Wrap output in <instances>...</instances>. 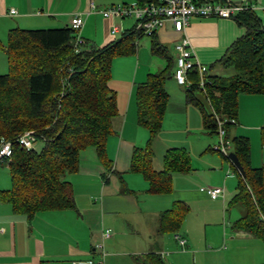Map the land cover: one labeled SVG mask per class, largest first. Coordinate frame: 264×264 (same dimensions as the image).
I'll return each mask as SVG.
<instances>
[{"label":"trees","instance_id":"1","mask_svg":"<svg viewBox=\"0 0 264 264\" xmlns=\"http://www.w3.org/2000/svg\"><path fill=\"white\" fill-rule=\"evenodd\" d=\"M236 16L245 32L218 60L231 73H205L203 86H199L198 72L190 68V84L184 86L186 101L199 110L203 127L217 133L218 117L226 138L237 122L239 94L264 95V26L254 10L239 11ZM155 33L148 35L150 50L165 58L166 64L135 85L136 120L149 137L143 147H134L129 170L147 180V192L168 193L172 174L188 172L192 166L188 151L178 146L166 149L160 169L152 165L151 142L161 128L168 102L165 83L175 66L169 49ZM142 35L134 27L102 45L83 38L75 51L70 23L8 30L6 42L0 44L7 63L6 72L0 73V144L10 141L11 154L1 157L0 164L7 165L11 185L0 189V200L8 202L14 213L30 220L38 211L74 208L67 175L77 171L80 152L86 148L93 149L99 162L110 169L106 141L118 115L116 92L109 86L111 62L115 55L133 54ZM26 131L43 141L39 150L17 142ZM261 137L264 140V129ZM228 140L245 174L242 177L235 168L237 183L230 203L241 206L242 213L232 228L248 232L264 244L263 168L251 165L247 136L234 135ZM186 212L183 202L173 201L161 213L158 230L176 231ZM161 256V252L151 251L136 255L135 260L136 264H163Z\"/></svg>","mask_w":264,"mask_h":264},{"label":"crops","instance_id":"2","mask_svg":"<svg viewBox=\"0 0 264 264\" xmlns=\"http://www.w3.org/2000/svg\"><path fill=\"white\" fill-rule=\"evenodd\" d=\"M92 1L97 10L89 12L90 0H0V44L6 42L7 32L12 27H62L69 25L70 19L75 13H79L84 19L81 29L83 38L87 41V37H93L95 45L109 42L129 29L124 18L104 17L98 10L111 4L130 3L137 0ZM195 1H230L252 5L264 26L262 21L264 13L260 9L261 6H264V0ZM10 8H14L16 13L10 14ZM236 14L233 17L191 16L189 18L185 32L191 42L194 58L207 66L206 73L221 75L226 67L218 60L231 43L245 32V26L239 22ZM113 25L119 26V31L111 32ZM181 36L182 33L175 31L169 20L165 21L155 33L157 40L169 49L172 56L173 45ZM148 40L150 44V36H148ZM141 53L145 58L144 50L139 51L137 44L136 51L133 53L136 55L135 58L132 54L133 56L119 59L118 65L124 67L123 77L118 78L121 79L119 83H111L115 70L114 59L111 62L109 86L116 92L118 115L113 120V131L108 135L106 141L110 169H106L99 162L93 149L86 148L90 150L86 154L87 151L83 152L85 149L80 152L77 171L67 175V179L71 183L74 208L38 211L28 220L25 215L14 213L8 202L6 204L0 200V229H2L0 230V264H85L86 261L98 259L100 249L97 244L100 242L106 251L104 264H136V255L151 251L161 252L163 264H206L205 262L210 256H205L207 250L205 243L209 241L208 237H214L213 232L208 231L207 225H216L219 229L221 223H223L222 241H226L227 237L230 244L234 245L231 251L225 244L221 247L226 250L221 264L261 263L263 261L261 260L263 257L261 247L263 245L261 244L263 243L256 241L258 238L248 232L233 229L228 220L230 217L229 206L235 205L230 203V199L236 190L235 183L233 189H230L232 184L229 185V190L226 186L227 179L236 174V167L228 158L230 171L224 175V195L218 197L220 199L210 198L204 190L205 187L192 188L190 184H186L185 179L180 177L197 171L192 160L191 170L172 174V189L168 193L147 192V180L141 173L129 170L134 147H143L146 143L147 134L143 133L142 129L148 131L137 123L133 95L135 85L143 81L148 71L151 70L140 62ZM162 59L166 61L165 58L162 57ZM152 64H156L153 59ZM131 67L133 74L130 73ZM160 68L162 67H158L157 70ZM4 69H7V63L0 45V71ZM171 79L176 82L173 75L166 82ZM183 86V102L186 111L191 103L186 101V92ZM169 98L168 93V101ZM164 117L165 114L163 120ZM236 119V124L229 130L228 139L234 135L247 136L258 131L261 134L264 129V95L239 94ZM161 129L162 124L155 136ZM186 131L190 133L188 129ZM212 134L202 124L200 136H211ZM261 142L264 143V140L262 139ZM153 143V148L157 153L159 152V157L157 154V159L154 160L152 150V165L155 169L162 167L161 157L163 159V154L168 147H183L191 158L190 151L184 146L185 144L171 141L159 144L155 140ZM230 148L232 149V145ZM250 162L252 165V158ZM252 166L262 167L264 171V163L253 162ZM224 168L225 166L221 164L218 168L220 174ZM218 181L215 183L217 184ZM202 199H218L221 210L224 209L222 217L218 207L214 209V212L213 209L196 208V202ZM173 201H181L187 206V212L176 230L187 241L184 247H180L176 242L180 250L170 252V247L167 246L171 239L166 237V232H160L158 226L161 213L170 208ZM201 215L209 219L204 217L201 218L202 220L200 219L203 231L202 234H199L197 227ZM229 226L230 228L226 229ZM106 228L110 229L108 236L103 235ZM173 232L175 233V231ZM243 245L246 246L245 249H249V252L241 256L239 247ZM165 250L172 253L170 254L171 258L166 259V256L170 255H166L167 253L163 252ZM230 255L237 256L235 261L229 259Z\"/></svg>","mask_w":264,"mask_h":264},{"label":"rangeland","instance_id":"3","mask_svg":"<svg viewBox=\"0 0 264 264\" xmlns=\"http://www.w3.org/2000/svg\"><path fill=\"white\" fill-rule=\"evenodd\" d=\"M262 21L264 24V16H262ZM124 22L126 25H128V28H134L136 27V21L133 17H125ZM119 24L118 22H116ZM50 27V26H49ZM49 27H35V28H49ZM93 27V25H92ZM32 28V27H31ZM91 29V27H90ZM82 35V34H81ZM84 37V35H83ZM87 42L89 43H94L93 42V37H87ZM137 44H138V50L145 52V58L143 57L142 53L140 54V62L144 63L147 65V67L151 68L150 71L148 72H154L157 70L158 67H163L166 64V61L162 59V57L158 55H154L151 50H150V44L148 40V36L142 35L137 38ZM97 45V44H96ZM99 45V44H98ZM134 58H135V54ZM132 54L128 55H115L113 57L115 65H114V74H113V79L111 83H119L121 82V78L123 77V71L124 67L123 65H118L119 64V59L124 58L125 56H133ZM112 59V60H113ZM152 59L155 61L156 64H152ZM118 66V67H117ZM7 70V69H6ZM4 69L3 71H0L1 73L6 72ZM130 73L133 74V68L131 67ZM231 73L230 68H226L223 70L221 75H228ZM184 87V86H183ZM166 89L168 90L169 93V101L168 105L165 111V117L162 123V129L161 131L154 136L151 142V148L154 152V160L157 159V154L159 157V152L155 151L153 148V142L155 140L156 143L163 144L166 141H171L175 142L178 144H185L190 151L191 154V160L194 166H196L197 171L193 174H185L181 175L182 179H185L186 184H190V186L193 187H199L203 186L206 187L208 185L210 186H223V180H224V175L227 171H230L229 168V161L227 158H225L219 151L215 150V147L219 143V135L218 133H213L211 136H200V132L202 131V120H201V115L199 110L191 105H188L187 110L185 111L184 107V91L182 89V85H178L174 80H168L166 82ZM187 123V127H186ZM190 133H187V129ZM143 133L147 134L145 138V142L147 141L149 137L148 131L145 129H142ZM184 133V134H183ZM181 134L183 136L181 137ZM252 134V135H251ZM251 134L247 135L249 138V143H250V149H251V155L250 159L252 158V161L254 163H264V146H262V137L261 134L258 132H252ZM180 137V138H179ZM175 138V139H173ZM251 138V139H250ZM43 144L42 140H36L34 142V149L39 150ZM87 151V152H85ZM89 149H85L83 152L89 153ZM232 149H229V152H231ZM160 160V159H159ZM162 161V157H161ZM252 162V165H253ZM251 163V162H250ZM223 164L225 166L224 170L222 171V174H220V171L218 168ZM232 173V172H231ZM233 175V173H232ZM186 177V178H184ZM219 180V181H218ZM218 181L216 184L215 182ZM237 182V176L236 174L233 175L231 178L227 179L226 181V186L228 187L227 189L229 190V185L230 189L234 188V183L236 184ZM11 185L10 181V176L8 172L7 165L5 163L0 164V189H6L9 188ZM220 199V198H218ZM209 200V199H202L198 202H196V208L208 210V209H213L212 211L214 212V209L218 207L221 213L222 217V212L224 214V209L221 210V205L218 202L219 200ZM217 201V202H216ZM4 203L7 204V202L4 201ZM230 209V217L229 221L230 224L232 225L233 222L238 218L239 214L242 213V207L238 205L234 206H229ZM241 211V213H240ZM224 216V215H223ZM204 216L201 215L199 217V224H198V233L202 234V224L200 223V219L203 218ZM206 218V217H204ZM209 219V218H206ZM202 220V219H201ZM208 226V231L213 232V236L205 243L206 245V253L205 256L209 257L207 261L205 262L206 264H221V260L223 259V254L224 251H226L223 247L225 246L228 247V249L233 250V244H230V241L226 237V241H222V234H223V223H221V227L217 229L216 225H207ZM220 226V225H219ZM230 228L226 227V229ZM180 230V229H179ZM178 232V231H175ZM166 237L170 238L171 241H169L168 246L170 247V252L173 251H179L180 247H178L176 241L173 238L174 232H166ZM256 241H261L259 239H256ZM262 243V242H260ZM262 247V259L264 261V244H261ZM246 246L243 245L239 247V255L242 256V254L249 252V249H245ZM167 253L166 255H170L172 253L169 252V250L163 251ZM172 255L166 256V259L171 258ZM237 256L235 255H230L229 259H234ZM96 261V260H93ZM261 261V262H263ZM260 262H252V263H246V264H259Z\"/></svg>","mask_w":264,"mask_h":264},{"label":"built area","instance_id":"4","mask_svg":"<svg viewBox=\"0 0 264 264\" xmlns=\"http://www.w3.org/2000/svg\"><path fill=\"white\" fill-rule=\"evenodd\" d=\"M89 12L96 11L97 7L94 2H89ZM254 6L245 5L242 3H233L230 1H195V0H147V1H135L130 3H115L108 5L98 11L104 17H133L136 21L135 29L144 35H150L159 27H161L165 21L169 20L172 23V27L175 31H180L182 36L173 45V58H174V72L173 77L176 82L188 87L190 80L187 77V70L190 68H196L199 80V86H203L204 74L207 71V66L201 63L193 56V48L191 42L186 35L185 29L188 25L189 18L191 16L198 17H233L237 12L251 9L254 10ZM260 9L264 13V6ZM88 12V13H89ZM10 14H15L14 8L9 9ZM70 26L75 31L74 48L75 51L79 50V46L83 43V37L81 35V29L84 23V19L79 13H75L70 19ZM119 31V26L113 25L111 32ZM232 122L234 119H231ZM217 121V133L219 135V143L215 147V150L219 151L226 157L229 154L230 142L225 136V130L222 127V120L216 117ZM17 142L25 148H33L36 141L35 135L32 131H26L17 137ZM11 154V142L3 141L0 144V158L9 157ZM228 158V157H227ZM205 192L212 199L223 197V186H206ZM2 230V229H0ZM110 234V229L106 228L103 231L104 236ZM173 238L176 240L180 247L186 245V238L175 232ZM100 249V255L96 261L89 260L84 262L85 264H104V258L106 251L103 248L102 242L97 244Z\"/></svg>","mask_w":264,"mask_h":264},{"label":"water","instance_id":"5","mask_svg":"<svg viewBox=\"0 0 264 264\" xmlns=\"http://www.w3.org/2000/svg\"><path fill=\"white\" fill-rule=\"evenodd\" d=\"M227 157L233 163V165L237 168V170L241 174V176L244 177V175H245L244 170H243L236 154L233 151H231V152H229Z\"/></svg>","mask_w":264,"mask_h":264}]
</instances>
